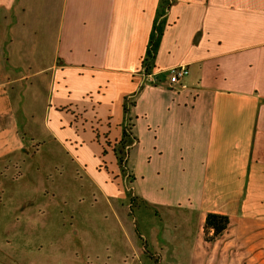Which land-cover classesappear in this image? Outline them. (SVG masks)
Returning a JSON list of instances; mask_svg holds the SVG:
<instances>
[{"label":"crops","instance_id":"1","mask_svg":"<svg viewBox=\"0 0 264 264\" xmlns=\"http://www.w3.org/2000/svg\"><path fill=\"white\" fill-rule=\"evenodd\" d=\"M158 4L0 0V170L23 163L34 143L76 152L83 134L105 157L96 131L119 141L132 96L130 196L160 207L170 253L189 264H264V0H175L162 17L152 84L141 69ZM175 65L188 69L183 86L164 72ZM150 170L171 182L146 184ZM209 212L229 217L212 241Z\"/></svg>","mask_w":264,"mask_h":264},{"label":"rangeland","instance_id":"2","mask_svg":"<svg viewBox=\"0 0 264 264\" xmlns=\"http://www.w3.org/2000/svg\"><path fill=\"white\" fill-rule=\"evenodd\" d=\"M85 135L76 152L66 142L28 144L23 163L0 170V264H53L58 257L57 264H157L155 251L159 264H189V255L178 260L170 253L160 207H130L121 197L132 185L134 157L127 155L123 173L113 150L121 146L117 138L106 128L96 131L105 148L101 158ZM144 155L137 157L140 169L148 168ZM151 172V186L172 180Z\"/></svg>","mask_w":264,"mask_h":264},{"label":"trees","instance_id":"3","mask_svg":"<svg viewBox=\"0 0 264 264\" xmlns=\"http://www.w3.org/2000/svg\"><path fill=\"white\" fill-rule=\"evenodd\" d=\"M175 0H159V4L156 11V16L153 22V29L151 32V36L149 39V43L145 52V56L142 61V65L144 69L147 71L150 70V67L152 65V61L155 55V51L157 48V44L160 38V35L162 33V17L166 13L167 9L170 7V5ZM132 96L126 97L124 101V113L126 114L125 118V126L122 127V134L121 139L119 140V149L116 148V146L113 148L114 155L117 159V165L121 169V171L124 173V165L126 162L127 154H128V147L127 145L130 144L131 138L134 140L135 137L133 135L132 129L133 124L130 122V118L128 117L129 108L133 106L134 100L131 99ZM130 140V141H129ZM136 140V139H135ZM117 144V143H116ZM123 145V146H122ZM126 147L127 150L125 152L123 151V147ZM102 153H105V150H102ZM133 179V175L131 176ZM128 200L130 201V207L132 205V202H134V197L130 196L132 195L130 189L128 190ZM229 224V217L226 214L221 213H215V212H209L205 216L204 220V239L207 241H212L215 238H217L219 235L225 231V229L228 227ZM158 261V259H157Z\"/></svg>","mask_w":264,"mask_h":264},{"label":"built area","instance_id":"4","mask_svg":"<svg viewBox=\"0 0 264 264\" xmlns=\"http://www.w3.org/2000/svg\"><path fill=\"white\" fill-rule=\"evenodd\" d=\"M164 72L167 75V79H168L170 86H181L183 78L188 73V69L186 68L185 65H175V66H171L170 68L164 70ZM141 75L143 77L148 78V80L152 84H158L159 83V79L157 78V74L150 72V71L146 72L144 67H142V69H141Z\"/></svg>","mask_w":264,"mask_h":264}]
</instances>
